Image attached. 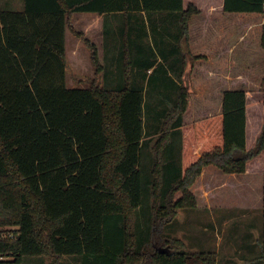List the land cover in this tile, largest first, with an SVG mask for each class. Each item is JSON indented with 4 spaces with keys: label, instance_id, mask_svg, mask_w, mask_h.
<instances>
[{
    "label": "trees",
    "instance_id": "16d2710c",
    "mask_svg": "<svg viewBox=\"0 0 264 264\" xmlns=\"http://www.w3.org/2000/svg\"><path fill=\"white\" fill-rule=\"evenodd\" d=\"M214 12L212 25L221 13L264 18V0H223ZM76 13L103 16V63L96 45L70 25ZM212 14L186 0H23L21 10H0V256L9 257L0 264H22L27 256H46L50 264H69L64 256L74 264H215V252L185 251L182 240L159 230L179 209L206 207L192 187L209 166L222 172L211 206L262 201L264 257V124L247 149L248 89L223 88L219 111L183 119L190 111L184 72L188 62L191 72L205 58L191 49L201 45L200 34L206 39ZM67 27L82 38L95 75L101 74L86 87L66 86ZM148 35L153 45L142 41ZM259 44L264 50V29ZM148 46L161 56L153 74L163 86L149 79L146 89V70L132 69L141 66L138 56ZM152 53L145 67L155 63ZM262 106L264 112V89ZM259 153L262 189L259 176L246 173L247 161ZM223 176H232L229 185H222ZM226 188L236 198L224 203L219 190Z\"/></svg>",
    "mask_w": 264,
    "mask_h": 264
},
{
    "label": "rangeland",
    "instance_id": "374dc122",
    "mask_svg": "<svg viewBox=\"0 0 264 264\" xmlns=\"http://www.w3.org/2000/svg\"><path fill=\"white\" fill-rule=\"evenodd\" d=\"M188 1L196 3L201 11H213V14L210 15L211 26L209 25L208 28L204 29L205 31L207 30V35H205L206 39L200 34L202 38L201 45H193L194 47L191 49L192 54L200 53L204 55L205 58L194 63L189 76L187 74L184 75L183 82L191 87L189 95L190 111L184 113V123L191 122L203 116V114H196V112L213 111L215 109L216 102L211 101V97H209L208 102H205L197 96H199L198 93L200 91L210 90L216 85L214 84L212 86L207 83L204 75L208 74V76H211V74H213V78L215 79V74L218 76L221 73L226 80L222 88L228 89L243 86L248 89L246 147L247 149H251L254 147L256 139L261 133L264 124L262 106L264 89L262 80L264 74V50H261L259 44L260 36L264 29V18L261 14L255 13H221V17L216 19L212 25V18L215 16L214 11H219L221 9L219 8V1L222 2L223 0H186V2ZM18 7L21 8L22 3ZM84 16L94 15L76 13L71 16L69 23L73 28L82 32L83 36L88 37L94 42L98 41L95 45H97L99 57H101L99 34L102 32V29L100 30L96 27L97 18L93 17L87 19ZM174 24H176V22H174ZM65 38L66 54L69 61V67L65 73L66 86L72 87L78 85V87H86L89 85V80L91 78L97 80L101 79V74L100 77L95 75L94 67H91V64L88 62L87 49L83 47L85 50L83 53L81 49L82 46L79 45V42L83 41L82 38H79L80 40L76 39L78 37L74 36L72 33L70 34L68 29L65 31ZM80 43L82 44V42ZM221 43L227 44L228 49L226 50L225 56H222V59L221 56H218V58H214V61L211 58L215 56ZM73 45L74 49L79 48V53L76 51V53H72L71 55ZM261 53H263V57ZM212 66L216 67L219 71L216 70L214 73L209 71L204 74L206 68L211 69ZM116 70L117 69H115V71ZM145 88L147 89L148 86ZM148 164L149 162L147 159L143 160L141 199L142 209L144 210H146L148 202L150 201V186L147 177ZM248 164L251 169L250 173L259 176L260 189H262V153L255 155ZM208 168L216 170V172H219L218 174L222 176V172L219 169L213 166H209ZM252 178L254 183H256L257 178L254 176ZM197 188L198 192L199 187ZM212 189V193L218 190L215 186H213ZM221 191L225 194L224 203L229 199L232 200L236 198L232 192L227 191V188L225 190H219V192ZM253 192V196L256 197L255 184L253 185ZM257 200L259 201L256 197L252 202L254 205L253 207H255L253 211L243 209V207H248L249 209V205L232 206V209H230L231 212H228L229 223L226 226H220L219 224L217 227L218 230L215 229V221L211 216L214 215L215 219L218 221L219 218L223 216V209L220 208L222 205L216 203L212 204V212L209 208V210L206 208L197 209L196 207L179 209L174 220L161 227V233L167 238H177L184 241L185 251L215 252V264H243V262H240L241 256L243 255L247 258L244 264H264V260L259 258L261 250L258 245V242H260L262 225V201H260L258 205L259 202H256ZM236 207L242 208L236 209ZM241 239L244 242L243 246L245 249L240 251V253L243 254L240 256L236 254V251H238L237 247H240ZM69 258L68 256H64L61 261L64 262L66 260L69 264H74V261ZM22 264H50V259L46 256H27L23 259Z\"/></svg>",
    "mask_w": 264,
    "mask_h": 264
},
{
    "label": "crops",
    "instance_id": "0c3cea01",
    "mask_svg": "<svg viewBox=\"0 0 264 264\" xmlns=\"http://www.w3.org/2000/svg\"><path fill=\"white\" fill-rule=\"evenodd\" d=\"M18 3H19V5H18ZM21 3H22V7L19 8L18 6H20ZM221 7H222V2L219 1V8H221ZM22 8H23V0H0V10H2V9L21 10ZM85 14H93L94 16H84V17L87 18V19L93 18V17L94 18H97L96 27H98V29H100V30L102 29V27H103V21H104V18H103L102 15H99V14H96V13H85ZM145 25H147V21L146 20H145ZM66 29H68V27ZM66 29H65V31H66ZM68 31H69V29H68ZM99 35H100L99 36V43H100L99 45H100V49H101V57H99V52H98L97 45H96V47H97V53H98L99 61L101 62V60H102L101 63H103L104 60L102 58V54H103V47H102L103 46V38H102V32H100ZM144 38L146 40L143 39L142 41L144 43H146V45L148 43L150 45H153L152 42H151V38H150L149 35L147 37H144ZM76 39L80 40L79 38H76ZM80 42H82V44ZM80 42H79V45L82 46L81 49L83 50V53L85 52V50H84L83 47H85V49H87V52H88L87 54H88V58H89L88 62L91 64V67H92V63H91V60H90V52H89V49L87 48V46L84 44L83 41H80ZM92 42L94 44L98 43V41L97 42L92 41ZM221 46H222V44L220 45L219 50L216 52L215 56L213 58H211L212 60H214V58H218V56H221V59H222V56H225V53H226V50L228 49V47L227 46L221 47ZM145 50H148V52H146V53H143L142 52V56H138L139 58L140 57L142 58V59H140V60H142L141 66L139 65V67H138V66L135 65L132 70L133 71H138V72H141V73L146 70V76L143 79H141V84H142V86L144 88L148 86V80L149 79L151 80L152 85H154L155 87L158 86V85L163 86V84L160 82L159 75L157 73L153 74V72H155V70H156L157 65L162 61L161 60V56L158 54L157 50L155 48H153V47L150 48L148 46V48H146ZM182 50L184 52L186 51V48L183 45H182ZM76 51H78V53H79V48L74 49V45H73V48L71 49V55H72V53H76ZM151 53L155 55L154 56L156 58L155 63H153L152 66L150 65V66H146L145 67V61H147V59H148L147 57H148V55H151ZM65 55H66V60H67V62L69 64V61L67 59V54H66V38H65ZM135 56H137V55H135ZM166 69H167V67H166ZM189 69H190V63L188 62L187 65H186L185 72H184L188 76L190 74ZM216 70L219 71L216 67L212 66L211 69L206 68L204 74H206V72H209V71H212V73H214V72H216ZM168 75L172 79L173 83H175V84H179L180 83L179 80L177 79V77L175 76V74L171 73L170 70H168ZM204 76H205L204 77L205 80H207V83H209L212 86L214 84H216V85L212 89H210V90H206V91L204 90L203 92L200 91L199 93L201 94V96L198 97V98H201L205 102H208L209 97H211L212 98L211 101H215L216 102L215 110L217 112L220 109L222 91L224 90L222 87L225 85L223 83L226 82V80L223 78L224 76L221 73L218 76L215 74V79L213 78V74H211V76L210 75L208 76V74H206ZM98 77H100V75ZM186 85L189 87V90L191 92V87L188 84H186ZM145 94H146V92H145ZM247 97H248V94L246 93V118H247ZM211 101H209V102H211ZM246 126H247V123H246ZM148 137H150V136H148ZM156 137H157V134L151 136L150 145H152L154 143V141L156 140ZM250 160H248L247 163H246V173H250L251 172L250 171L251 169L249 168V164H248L250 162ZM218 176H219L218 175V172H216L215 170H211V168L206 167L203 170V172L200 175V177L196 180V182H195L196 184H194V186L192 187V190L196 192L197 189H198L197 187H199V190H198L199 195L198 196H199V198H201V200L204 203L207 204L206 207L197 206L196 207L197 209H203V208L208 209L209 208V209H211V212H212V206L210 205V200L215 197L214 194L212 193V190H213L212 187L213 186H216L215 184H220V183H217V179L216 178ZM229 177L232 178V176H223L222 177V179L220 181L222 183V185L223 184H225L226 186L229 185V183H230V178ZM220 208L223 209V212H222L223 213V216H221L218 221H217V219H215V216L214 215L211 216L213 218V220L215 221L214 224H215V229L216 230H218L217 227L219 226V224H220V226H226L229 223L228 214L231 212L230 209H232V207H228V206H221ZM241 208H237L236 207V209H241ZM243 209L244 210L246 209V210H249V211H251V210L253 211L255 209V207L249 206V209H248V207H243ZM261 227H262V225H261ZM159 230L162 232V228H160ZM183 243L185 245V242L184 241H183ZM243 245H244V242L241 239V241H240V247H237L238 251H236V254H238L240 256L243 255V254L240 253V251H242V250L245 249V247ZM258 245L260 246L259 242H258ZM194 252H200V251H194ZM244 256L245 255L241 256V260H240V262H243V264L247 261L246 260L247 258H245ZM259 258H262L264 260V257H261V255H260Z\"/></svg>",
    "mask_w": 264,
    "mask_h": 264
},
{
    "label": "built area",
    "instance_id": "2783aa9c",
    "mask_svg": "<svg viewBox=\"0 0 264 264\" xmlns=\"http://www.w3.org/2000/svg\"><path fill=\"white\" fill-rule=\"evenodd\" d=\"M4 259L9 260V257H7V256H0V260H4Z\"/></svg>",
    "mask_w": 264,
    "mask_h": 264
}]
</instances>
